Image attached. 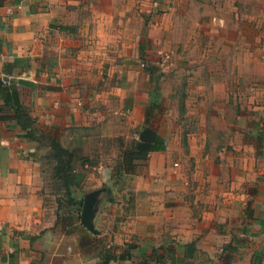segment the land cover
<instances>
[{
  "label": "crops",
  "instance_id": "obj_1",
  "mask_svg": "<svg viewBox=\"0 0 264 264\" xmlns=\"http://www.w3.org/2000/svg\"><path fill=\"white\" fill-rule=\"evenodd\" d=\"M263 13L264 0H0V78L11 77L43 140L75 149L98 127L129 141L156 101L155 114L178 122L159 131L167 148L150 155L134 201L103 217L102 193L97 232L67 234L44 205L38 143L0 112V264H100L78 246L86 229L116 255L131 249L110 264H254L264 253ZM163 54L188 79L166 94L154 90ZM182 147L191 175L164 174Z\"/></svg>",
  "mask_w": 264,
  "mask_h": 264
},
{
  "label": "trees",
  "instance_id": "obj_2",
  "mask_svg": "<svg viewBox=\"0 0 264 264\" xmlns=\"http://www.w3.org/2000/svg\"><path fill=\"white\" fill-rule=\"evenodd\" d=\"M154 69V66L148 68L150 76L155 73ZM159 79L160 74L156 79L158 84L156 83L154 89L158 92L160 89ZM0 98L4 102L0 112L11 111L13 114L10 117L22 128L24 131L23 136L38 143L36 151L32 152L30 156L41 164L47 188L51 189L50 193L55 196L54 213L56 223H62L67 234L74 233L79 226L84 227L81 223L85 195L83 182L86 178V172H89L90 168H97L101 164L99 154L95 157L89 154L82 156L78 155L77 149L63 146L60 140L51 137L50 142L43 140L36 126V119L21 102L14 82L5 85L2 78H0ZM152 103L146 109L144 123L136 128V135L132 139L125 142L123 138H116L119 142L120 151L110 169V183L105 184L106 190L104 191L109 202L115 203L117 201L116 194L123 192L130 177L137 174L139 167L147 163L152 153L162 152L167 148L166 138L153 125L155 113L161 110L160 105L157 104V101ZM43 149H45V152L40 155ZM86 230L88 234L94 236L95 240L88 238L86 235H81L79 247L87 252L98 253L101 259L100 264H110V261L116 258L121 260L130 259L131 249L116 255L111 247L100 246L99 243H102L101 237L93 234L88 229ZM254 254L252 262L261 264L262 255L260 253ZM256 256L258 257L257 260L255 259ZM154 258L155 256H150L149 260ZM140 264H148V259L145 258Z\"/></svg>",
  "mask_w": 264,
  "mask_h": 264
},
{
  "label": "rangeland",
  "instance_id": "obj_3",
  "mask_svg": "<svg viewBox=\"0 0 264 264\" xmlns=\"http://www.w3.org/2000/svg\"><path fill=\"white\" fill-rule=\"evenodd\" d=\"M229 12H230V10L228 9L227 13H229ZM259 19H260V21L264 19V13L259 16ZM260 30H261V28H260ZM159 58L160 57H157L156 59H159ZM171 59H169V61L166 62L162 67L161 66L159 67L158 63H154L156 66H158L159 74L162 77V78L160 77V79H159V84L160 83L162 84L160 87L162 89V92H164L163 94L171 92L170 88L172 89L173 82H178V86L182 87L183 82L185 80H188V79H186V76H184V73H183L181 67H180V69L182 72H180L178 69V72L175 74V77H174V71H173V75H172V69L175 68V66L172 67L173 66L172 63L175 61L174 60L175 58L173 60H171ZM182 63L183 62L181 61V64ZM176 64L179 65L178 63H176ZM162 68H164V69H162ZM181 93L179 92L178 96H181ZM169 102L171 103V100L166 101V104H168ZM165 106L166 105H164V107ZM167 106H169L168 107V113L170 111H172V114L176 115L175 111H177L178 106L175 105V108H173L174 106H172V105H167ZM155 119L157 120L155 124L158 125L157 128L159 129V131H163V132L166 131L167 125H169V128H171L172 123H175V127L177 128L176 123H178V122H173V120H170V119H168V121H167V118L164 115V111H161L158 114H155ZM192 122H195V121L193 119H189L188 121L186 120L184 122L185 129L187 128V126H188V128H192L194 126V123H192ZM86 133L88 134L87 137L80 141V142H82L81 144L77 143L76 146H78V147H76L75 149L78 150V152H79L78 155H82V156L85 154H89L92 157H95L97 154H99L101 164L97 168H94V169L90 168L89 172H86V178L83 182V189L85 191L84 193H87V192L92 191V190L97 189V188H102V187L105 188L106 187L105 184L110 183V180L108 179V177L110 176V169L114 165L115 160L118 157L119 151H120L119 142L117 141L119 138L118 139H112L109 137H104L103 131L101 129H99L98 127H94L93 130L90 131V133H89V131H87ZM129 136L130 137L129 138L127 137V138L130 140L131 137H133L132 129L129 130ZM178 136H179V141H180L182 135L178 134ZM43 152H45V149H43V151L40 152V155H42ZM191 157L192 156L190 154H188L184 151L183 147L179 151H174V153L170 154V156L164 160V172H165L164 174L168 173V176H172V175H180V176H187L188 175V176H190L191 175L190 172H191L192 167H193L191 165ZM149 160L147 161V163L145 165L139 167L137 174H135L133 177H130V179L127 182V186L123 189V192H119L120 194L119 193L116 194V198L119 200L122 199V201L125 203L124 205H121V206L117 205L116 206V204H113V203L111 205H108L107 202L105 201V199H107V195H105V192L103 193L101 213L102 214L106 213L103 215V217H105V216L107 217L108 215H111L110 213L108 214V212L111 210H115L119 207H123V209H125L127 202L129 201L128 200L129 198H131L132 201H134L138 192H140V191H137V180L139 178H145V177H148L151 175L150 170L148 169ZM42 176L44 178L43 174H42ZM50 190L47 188V183L45 182V179H44L43 192H45V193L43 194V201H44V205L47 208H52L55 205V196L52 195V193H50ZM123 194H124L125 198L121 197V196H123ZM140 195H141V193H139V198H140ZM130 203H132V202H130ZM132 204H134V203H132ZM132 209H133V207H132ZM132 209L130 210V208H128L127 211L129 214L132 213L133 211H135V208L133 210ZM120 214H121V212H120ZM122 214H124V213H122ZM112 223H114V222L107 221L105 223L100 224L99 227L102 228L104 231L110 230L113 227ZM116 225L117 224H115V226H114L115 230L118 229L116 227ZM104 226H105V229L103 228ZM85 235L88 236V238L95 240L93 235L91 236L88 233H85ZM261 239H262L261 237H256L255 242L257 244H260ZM101 240H102V243H99L100 246H104L106 243L110 244V241H108V239L105 237H101ZM78 246H80V244ZM262 250L264 252V248ZM81 251L86 256H89L92 254V252H87L86 250L84 251L81 249ZM255 259L257 260L258 257L256 256ZM261 260H262L261 264H264V253L261 256Z\"/></svg>",
  "mask_w": 264,
  "mask_h": 264
},
{
  "label": "water",
  "instance_id": "obj_4",
  "mask_svg": "<svg viewBox=\"0 0 264 264\" xmlns=\"http://www.w3.org/2000/svg\"><path fill=\"white\" fill-rule=\"evenodd\" d=\"M106 188H97L85 193L84 203L81 212V223L92 232H97L95 228V218L99 210L100 197Z\"/></svg>",
  "mask_w": 264,
  "mask_h": 264
},
{
  "label": "built area",
  "instance_id": "obj_5",
  "mask_svg": "<svg viewBox=\"0 0 264 264\" xmlns=\"http://www.w3.org/2000/svg\"><path fill=\"white\" fill-rule=\"evenodd\" d=\"M169 59H170L169 55H167V54H163L162 61H161L162 66H163V65H164ZM143 66H144V65H143ZM2 82H3V84H5V85H9V84H11L12 79H11V77H3V78H2Z\"/></svg>",
  "mask_w": 264,
  "mask_h": 264
}]
</instances>
